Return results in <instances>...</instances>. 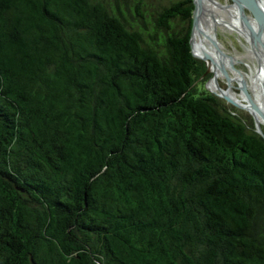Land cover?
<instances>
[{"label": "trees", "instance_id": "16d2710c", "mask_svg": "<svg viewBox=\"0 0 264 264\" xmlns=\"http://www.w3.org/2000/svg\"><path fill=\"white\" fill-rule=\"evenodd\" d=\"M127 2L0 0V264H264V138L204 89L193 0L160 44Z\"/></svg>", "mask_w": 264, "mask_h": 264}, {"label": "bare ground", "instance_id": "6f19581e", "mask_svg": "<svg viewBox=\"0 0 264 264\" xmlns=\"http://www.w3.org/2000/svg\"><path fill=\"white\" fill-rule=\"evenodd\" d=\"M196 11V23L192 36V52L196 58L207 62L210 69L213 71L214 76L211 79V84H208V88L214 94H219L220 92L221 95H217L220 98H223L224 96L228 97V94L224 93L218 88V78L223 71L225 72V65H219L216 61L217 57L215 56L214 52H216V50L220 51L223 46L220 42L217 44V41L215 39L216 32L219 28L236 31L239 34L243 35L246 39H248L247 41L251 43L252 48L249 51V55L256 56L260 65L257 73L250 76V84L251 91L257 94V99L259 101H257L258 103L257 105H255L251 101H249L247 95H244L245 100L249 103V106H242L236 99L231 96V94L229 96L238 105H241L243 109H245L252 117H254L259 125H263L264 100L261 94L260 80L264 72V36L255 25L254 21L249 19L244 13L242 14L237 7H230L228 5L223 6L216 0H196ZM223 13L225 16H227L226 19L224 18ZM239 16H241L242 19L245 18L246 20H248L249 26H245L244 20L242 21ZM256 37H260V41L262 42L256 40ZM212 38L215 48L213 47L211 42ZM227 77L230 80L232 79V76L227 75Z\"/></svg>", "mask_w": 264, "mask_h": 264}, {"label": "rangeland", "instance_id": "374dc122", "mask_svg": "<svg viewBox=\"0 0 264 264\" xmlns=\"http://www.w3.org/2000/svg\"><path fill=\"white\" fill-rule=\"evenodd\" d=\"M127 1L128 2L126 3L125 12L130 23H132V25L137 30H140L145 38L151 36L156 40L158 44H160L162 41L163 33L160 30H158L156 26L157 24L156 19L158 17V14L160 13L163 7H167L168 5H170V2H177L179 0H145L141 11L142 19L138 18L135 15V11L133 9L134 2H136V0H127ZM216 1L223 6L228 5L230 7H236L231 0H216ZM245 14L248 18L250 17L247 13ZM223 16L225 19L227 18V16H225L224 13ZM170 27L172 28V31H178L182 27V24L178 21H173L170 23ZM217 38L218 41L224 47L223 51L230 57H233L235 61L237 60V63H235V67L236 69H238L243 73V77L242 76L240 77V80L243 83V85L246 86L247 81L250 84V76L255 75L257 73V70L260 65L258 58L256 56L249 55L250 53L249 51L252 48L251 44L247 41V39L243 35L239 34L238 32L230 31L222 28L218 29ZM207 75H209V79L206 82H203L204 89L206 91L214 95L225 106L229 108H233L238 113L253 119L252 116L249 113H247L245 110L233 107L232 105L227 103L223 98H219L216 94L212 93L210 89L207 87V84L212 78L213 74L209 71ZM218 83L221 86V88L223 89L228 88V83L226 79H224V77L219 78ZM238 88H239L238 85L237 87L233 88L234 91L237 93V96H239L242 93L240 90H238ZM247 92L250 96H253L252 91L250 89H247Z\"/></svg>", "mask_w": 264, "mask_h": 264}, {"label": "flooded vegetation", "instance_id": "af4514ba", "mask_svg": "<svg viewBox=\"0 0 264 264\" xmlns=\"http://www.w3.org/2000/svg\"><path fill=\"white\" fill-rule=\"evenodd\" d=\"M239 13V12H238ZM238 15H240V14H238ZM240 17V19L243 21V19H242V17L241 16H239ZM241 28V27H240ZM216 41H217V44L219 43V41H218V38H217V32H216ZM248 40V39H247ZM212 45H213V47L215 48V46H214V43H213V38H212ZM251 44V43H250ZM223 46H222V48H221V50L219 51V50H216V52H214L215 53V56L217 57L216 59V61H217V63L220 65V64H224L225 65V72L223 71L222 72V74L219 76V78H221V77H224V79H226V81H227V83H228V88L227 89H223V88H221V86L219 85V89L220 90H222L224 93H226V94H228V97H223V98H228L231 102H233V103H235V104H237L234 100H232L231 98H230V94H231V96L234 98V99H236L242 106H249V103L245 100V96L244 95H247V97L249 98V101H251L253 104H255V105H257V101H259L258 99H257V94H255L254 92H252V94H253V96H250L249 94H248V92H247V89H250L251 90V84H249L248 83V81H247V85L245 86V85H243V83L241 82V80H240V77L242 76L243 77V73L241 72V71H239L238 69H236V67H235V63H237V60L235 61L234 59H233V57H230L229 55H227L224 51H223ZM226 54V55H225ZM228 56V57H227ZM230 58V59H229ZM200 60V59H199ZM201 61H203V60H201ZM206 65H208V63L207 62H205V61H203ZM221 62V63H220ZM230 63V64H229ZM232 66V67H231ZM208 68H209V71L210 72H212V74H213V76H214V73H213V71L210 69V67H209V65L207 66ZM230 67V68H229ZM240 74H239V73ZM230 75V76H232V79L230 80L228 77H227V75ZM213 76H212V78H213ZM211 78V79H212ZM218 78V79H219ZM211 79H210V81L208 82V84L211 82ZM231 81V82H230ZM208 84H207V87H208ZM211 84V83H210ZM237 85L239 86V88H238V90H240L242 93L239 95V96H237V93L234 91V89L233 88H235V87H237ZM242 88V89H241ZM211 91V90H210ZM212 92V91H211ZM216 92V91H215ZM219 92V91H218ZM217 93V92H216ZM216 95H221V93L219 92V94H216ZM235 96V97H234ZM253 97V98H252ZM256 101V102H255ZM238 105V104H237ZM240 105V106H241ZM243 110H245V109H243ZM246 111V110H245ZM247 112V111H246ZM248 113V112H247Z\"/></svg>", "mask_w": 264, "mask_h": 264}, {"label": "water", "instance_id": "95a60500", "mask_svg": "<svg viewBox=\"0 0 264 264\" xmlns=\"http://www.w3.org/2000/svg\"><path fill=\"white\" fill-rule=\"evenodd\" d=\"M231 1L235 4V6L238 8V10H240V12L242 14L243 13L244 14L247 13L250 16L249 19L254 21L255 25L258 27V29L260 30V32L264 36V0H231ZM193 5H194V9H193V13H192V28H191V35H190L191 51H192L193 30L195 28L196 16H197L196 0H193ZM243 20L245 22V25L249 26L248 20H246L245 18H243ZM255 39L259 40V42H262V41H260V37H258V38L256 37ZM192 55L194 56L193 52H192ZM208 72H209V68L206 65V73H208ZM260 86H261V94H262V97H263V100H264V72H263L261 80H260ZM223 99L227 103L232 105L233 107H236V108H239V109H243L242 106L231 102L228 98H223ZM252 118H253V121H254V124H255V129H256L257 133L260 134L264 138V134L262 132V126L264 127V123H263V125H259L257 123L256 119L254 117H252Z\"/></svg>", "mask_w": 264, "mask_h": 264}]
</instances>
